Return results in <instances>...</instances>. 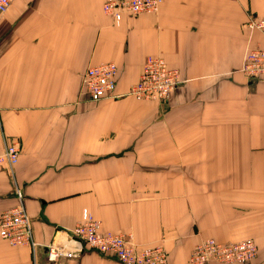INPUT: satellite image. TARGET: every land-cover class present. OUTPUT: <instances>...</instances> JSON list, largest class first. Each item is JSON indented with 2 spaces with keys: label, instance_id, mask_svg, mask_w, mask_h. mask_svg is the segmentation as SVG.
Segmentation results:
<instances>
[{
  "label": "crops",
  "instance_id": "1",
  "mask_svg": "<svg viewBox=\"0 0 264 264\" xmlns=\"http://www.w3.org/2000/svg\"><path fill=\"white\" fill-rule=\"evenodd\" d=\"M102 0H12L0 13V212L23 195L31 235L61 238L87 213L102 230L160 245L188 264L199 241L250 238L264 264V78L239 72L264 33V0H160L118 25ZM147 55L179 70L163 102L127 95ZM113 62V97L90 101L86 67ZM38 264H120L84 251ZM28 246L0 238V264H28ZM218 264V263H208Z\"/></svg>",
  "mask_w": 264,
  "mask_h": 264
},
{
  "label": "built area",
  "instance_id": "2",
  "mask_svg": "<svg viewBox=\"0 0 264 264\" xmlns=\"http://www.w3.org/2000/svg\"><path fill=\"white\" fill-rule=\"evenodd\" d=\"M12 0H0V13L7 11ZM160 0H102L101 11L111 19L113 25L126 16L152 14L158 10ZM249 31L264 33V17H253L245 21ZM239 72L250 81L264 78V47L246 48L243 52ZM117 67L113 62H101L86 67L82 74V89L90 101L113 97ZM179 70L168 66L157 55H147L137 79L127 95L137 101L163 102L173 88L181 82ZM17 143L5 144L0 150V163L12 166L17 161ZM17 203L0 212V238L8 245L28 246L30 261L38 264L37 250L41 249L49 262L59 259H76L84 251L91 250L102 256L114 258L120 264H166V252L160 245H141L133 241L130 233L102 230L96 219L87 213L84 219L74 224L61 238L40 244L31 235L30 218L23 206V195L15 190ZM257 253L250 238L231 242H218L206 238L195 244L190 252L188 264H247Z\"/></svg>",
  "mask_w": 264,
  "mask_h": 264
}]
</instances>
